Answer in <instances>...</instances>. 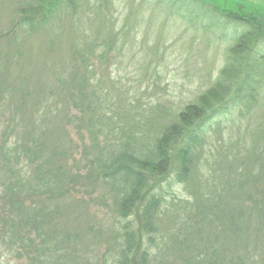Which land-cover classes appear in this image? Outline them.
Wrapping results in <instances>:
<instances>
[{"label":"trees","instance_id":"trees-1","mask_svg":"<svg viewBox=\"0 0 264 264\" xmlns=\"http://www.w3.org/2000/svg\"><path fill=\"white\" fill-rule=\"evenodd\" d=\"M211 2L215 13L245 27L234 54L251 50L264 37V8L251 0ZM186 4L191 9L196 6L193 14L200 13L195 0L171 1L178 10ZM99 6L98 12L106 7ZM81 7L82 0H26L16 9L12 24L9 21L0 27V250L7 248L13 264H81L86 258L77 252L85 236L80 227L92 220L86 206L95 203L110 205L116 218L125 222L113 244L117 253L114 264H153L159 257L163 259L159 264H261L249 254L248 246H240L244 237L240 220L245 213L225 214L220 208L223 194L204 199L198 190L184 201L173 191L175 183L189 184L214 125L231 110L243 119L258 105L251 84L260 75L246 66L239 88L234 89L232 79L240 75L232 67L224 68L218 82L196 104L185 107L177 120L162 127L151 112L134 110L128 101L114 104L101 91H86L84 81L72 76L63 80L56 66L51 67L55 72L50 70L55 79L45 83L26 82L19 87L17 81H10L12 61L32 67L34 57L19 61L22 53L10 51L5 44L12 42L19 49L20 36L28 41L26 35L48 27L59 12L75 20ZM90 39L82 34L71 47L83 65L103 50V45ZM83 65L79 68L86 67ZM232 95L233 101L224 106ZM88 137L92 151L87 150ZM234 149L226 148L223 154L227 151L225 156H235L231 155ZM237 155L249 158L232 174L239 199L249 193L245 191L249 184L253 188L261 185L257 176L248 174L253 168L247 163L251 158L259 161L264 149L263 154L255 147L240 149ZM255 196L246 197L252 204L250 217L258 226L255 236H263L264 191ZM169 216L184 221L182 236L174 240L182 250L174 259L167 258L165 248L155 255L150 252L163 242L160 222ZM211 219L224 226L218 231L222 238L206 235ZM219 239H224L220 248L216 245ZM232 240L239 241L237 250Z\"/></svg>","mask_w":264,"mask_h":264},{"label":"rangeland","instance_id":"rangeland-1","mask_svg":"<svg viewBox=\"0 0 264 264\" xmlns=\"http://www.w3.org/2000/svg\"><path fill=\"white\" fill-rule=\"evenodd\" d=\"M25 1L0 0L1 28L9 21L12 24L16 9ZM165 1L162 4L160 0H82L77 19L71 20L64 12H59L48 27H43L30 37L26 35L28 41L20 36L19 49L12 42L5 44L10 51L22 53L19 61L34 57L32 67L12 61L10 81H17L19 87L26 82L45 83L55 79L56 75L50 70L56 66V72L63 80L72 76L84 81L86 91H101L114 104H119L121 100L128 101L134 110L151 112L155 123L162 127L177 120L178 113L185 107L196 104L199 97L218 82L224 68L232 67L236 75H240L232 79L234 89L239 88L246 66L254 70L252 72L260 75L257 78L259 81L251 84L258 94V105L243 119L236 118L235 111L231 110L230 115L219 120V125H214L189 184L175 183L173 191L184 201L191 199L192 192L198 190L204 199L223 194L220 208L225 210V214L240 210L245 213L240 220L244 230L240 246H248L254 260L264 264V235H258L257 222L250 217L252 204L247 202L246 197L251 194L256 199L255 195L264 191V156L259 161L251 158L247 163L249 169L253 168L248 174L261 180L259 187L253 188L249 184L245 189L249 193L239 199L235 197L237 190L232 187V174L242 166V161L249 159L248 156L239 157L238 151L255 147L263 154L264 37L251 50L234 54L233 49L244 34L245 27L215 13L213 0H195L201 7L199 14L192 13L196 6L191 9L186 4L178 10L171 5L172 0ZM251 1L264 8V0ZM100 4L106 7L103 6L102 11L98 12ZM82 34L91 36V42L97 41L100 46L103 45L102 51L94 53L85 62V68H79L83 60L71 52V47ZM51 71L55 72V69ZM58 80L56 82L59 83ZM233 99L232 95L224 106H229ZM259 131L263 132L260 137L256 135ZM86 140L87 150L92 151L91 138ZM229 147H235V152L231 154L235 156H225L227 151L223 154V150ZM261 166L262 171L259 169ZM96 197L98 195L94 199ZM86 209L92 220L85 223L86 218H82L85 224L90 223L80 227L81 236H85L80 240L77 252L79 257L86 258L81 264H114L117 253L113 244L117 242L116 236L125 222L116 218L110 205L106 208L91 203ZM208 223L206 235L222 238L218 232L224 228L222 223L216 219ZM181 224L184 221L176 222L170 216L163 217L159 236L163 242L151 248L150 252L155 255L165 248L167 258L174 259L176 252L182 250L174 243L176 238L182 236ZM255 232H258L256 236ZM219 240L220 243H216L218 248L224 239ZM231 243L237 250L239 241L235 243L232 240ZM225 246L229 247L230 244ZM162 260L159 257V261L153 264H159ZM0 264H13L7 248L0 250Z\"/></svg>","mask_w":264,"mask_h":264}]
</instances>
